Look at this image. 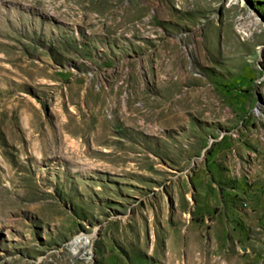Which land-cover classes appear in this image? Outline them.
<instances>
[{"label": "rangeland", "instance_id": "374dc122", "mask_svg": "<svg viewBox=\"0 0 264 264\" xmlns=\"http://www.w3.org/2000/svg\"><path fill=\"white\" fill-rule=\"evenodd\" d=\"M0 264H264V0H0Z\"/></svg>", "mask_w": 264, "mask_h": 264}]
</instances>
